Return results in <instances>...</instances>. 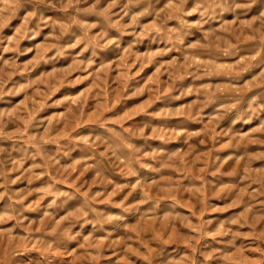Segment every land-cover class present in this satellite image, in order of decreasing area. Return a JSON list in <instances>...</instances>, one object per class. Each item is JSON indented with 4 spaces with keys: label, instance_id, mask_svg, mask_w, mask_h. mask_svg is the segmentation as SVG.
Instances as JSON below:
<instances>
[{
    "label": "rangeland",
    "instance_id": "rangeland-1",
    "mask_svg": "<svg viewBox=\"0 0 264 264\" xmlns=\"http://www.w3.org/2000/svg\"><path fill=\"white\" fill-rule=\"evenodd\" d=\"M0 264H264V0H0Z\"/></svg>",
    "mask_w": 264,
    "mask_h": 264
},
{
    "label": "clouds",
    "instance_id": "clouds-1",
    "mask_svg": "<svg viewBox=\"0 0 264 264\" xmlns=\"http://www.w3.org/2000/svg\"><path fill=\"white\" fill-rule=\"evenodd\" d=\"M237 7H240V5H237Z\"/></svg>",
    "mask_w": 264,
    "mask_h": 264
}]
</instances>
